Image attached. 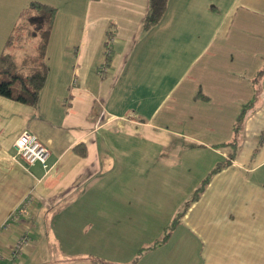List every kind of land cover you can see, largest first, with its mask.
Listing matches in <instances>:
<instances>
[{
	"label": "crops",
	"instance_id": "0c3cea01",
	"mask_svg": "<svg viewBox=\"0 0 264 264\" xmlns=\"http://www.w3.org/2000/svg\"><path fill=\"white\" fill-rule=\"evenodd\" d=\"M31 1L57 10L45 61L58 69L34 108L0 97V264H132L180 213L135 264H264V0H169L150 31L147 0H0L4 41ZM254 93L236 159L185 209ZM24 132L46 169L16 154ZM23 229L31 245L13 257Z\"/></svg>",
	"mask_w": 264,
	"mask_h": 264
},
{
	"label": "trees",
	"instance_id": "16d2710c",
	"mask_svg": "<svg viewBox=\"0 0 264 264\" xmlns=\"http://www.w3.org/2000/svg\"><path fill=\"white\" fill-rule=\"evenodd\" d=\"M168 3L169 0H147V12L142 22L145 30L150 31L161 22L166 13ZM56 14V8L38 1H31L28 6L20 12L16 24L5 40V49L10 50V52L3 53L0 56V97L31 108L37 106L40 92L47 80L48 73L45 57ZM109 59L105 60L109 61ZM263 75L264 65L256 74L252 84L256 85ZM197 98H201L202 101H208V98L203 96L200 92L196 95V99ZM254 103L255 93L248 103L241 106L240 112L232 127V137L227 143L232 147L231 155L228 159L220 161L216 168L203 179L200 183V187L193 192L185 209H188L197 201L214 175L230 166L231 162L236 159L242 125L247 112L254 108ZM260 145H258V147ZM79 147L80 146L75 147L74 150H77ZM257 151L256 149L255 152ZM81 155H85V153L82 152ZM27 196H30V194ZM21 203L16 208V211L19 210ZM183 215L184 213H180L169 226L163 229L164 232L161 240L156 241L145 250H140L132 264L136 263L142 252L165 243L172 234L175 226L179 224ZM96 263L105 264L100 260H96Z\"/></svg>",
	"mask_w": 264,
	"mask_h": 264
},
{
	"label": "built area",
	"instance_id": "2783aa9c",
	"mask_svg": "<svg viewBox=\"0 0 264 264\" xmlns=\"http://www.w3.org/2000/svg\"><path fill=\"white\" fill-rule=\"evenodd\" d=\"M112 53V46L110 43H107L105 47L104 57L109 59ZM110 67H106L102 64L98 67L99 74L102 72H108ZM14 150L18 157L22 159L25 164L32 166L34 164L41 165L42 168H47V160L49 157L48 149L40 142L37 136L24 132L20 135V138L13 144ZM36 198L33 194L27 196L21 203L19 210L16 211L15 217L26 218L29 211L36 206ZM1 235V231H0ZM30 230L23 229L19 235L16 237L14 243L11 245V248L8 250L10 255L17 256L19 252L28 246L31 245V239L29 237ZM5 254L1 250L0 245V260H3Z\"/></svg>",
	"mask_w": 264,
	"mask_h": 264
},
{
	"label": "rangeland",
	"instance_id": "374dc122",
	"mask_svg": "<svg viewBox=\"0 0 264 264\" xmlns=\"http://www.w3.org/2000/svg\"><path fill=\"white\" fill-rule=\"evenodd\" d=\"M205 1H207V0H205ZM214 3L215 2H211V3H209V4H207V3H202V5H203V7H206V5H209L208 7H211V6H213L214 5ZM2 22H3V20H2V18L0 19V26L2 25ZM202 22H203V24L205 23V19H203L202 20ZM53 32L51 33V36H50V40H49V46H48V49H49V52H51V46L53 45V44H58V42L61 40V36H60V32L58 31V30H56V27H54L53 29ZM2 31H5V29H1V31H0V56L3 54V53H9L10 52V50H6L5 49V41H4V39H5V35L2 33ZM64 56H66L65 54H64ZM69 61L68 62H65V64H63V74L64 73H69V66L72 64V60H71V58H67ZM46 66H47V73H48V75H47V77H48V80H47V83L49 84V86H51V84H52V76H50L51 75V73H52V71L54 70V69H58V66H57V64H54V63H51V62H46ZM62 78V76L60 77V79ZM58 82H60L59 80H58ZM49 90V89H48ZM48 95H51V93H50V91H48ZM264 131V130H263ZM243 131H241V133H242ZM244 133L245 132H243L242 134H243V136H244ZM18 138H20V136L18 137ZM243 138V137H242ZM231 139V138H230ZM230 139L226 142V143H224V144H221L220 146H219V148L220 149H229V151H230V155H231V153H232V147L230 146V145H228L227 143L230 141ZM240 141H242V139L240 138ZM16 142V141H15ZM256 148V147H255ZM254 148V149H255ZM202 180V179H201ZM200 187V183L197 185V187L195 188V190L197 189V188H199ZM194 190V191H195ZM163 232H164V230H163ZM163 237V236H162Z\"/></svg>",
	"mask_w": 264,
	"mask_h": 264
}]
</instances>
